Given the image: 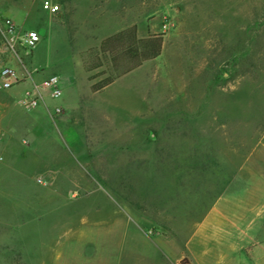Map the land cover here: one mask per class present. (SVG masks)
Here are the masks:
<instances>
[{"label":"rangeland","instance_id":"374dc122","mask_svg":"<svg viewBox=\"0 0 264 264\" xmlns=\"http://www.w3.org/2000/svg\"><path fill=\"white\" fill-rule=\"evenodd\" d=\"M52 1L35 48L0 46L13 70L72 81L53 104L79 100L21 96L0 129V264H205L207 248L215 264L226 215L264 264V0ZM131 26L162 34L160 56L91 92L102 69L82 57Z\"/></svg>","mask_w":264,"mask_h":264},{"label":"crops","instance_id":"0c3cea01","mask_svg":"<svg viewBox=\"0 0 264 264\" xmlns=\"http://www.w3.org/2000/svg\"><path fill=\"white\" fill-rule=\"evenodd\" d=\"M38 1V3H36ZM41 1L42 0H0V14L4 17L10 18L14 24L17 26V28L20 31H28V30H35L40 28L42 26V19L43 17H46L47 19L51 18V16L47 15L44 11L41 9ZM58 3L57 1H54ZM61 12V7H60ZM59 12V13H60ZM58 13V14H59ZM57 14V15H58ZM57 15L53 16L56 17ZM10 51L6 48V46H0V69L3 67H8V57L7 54ZM18 76L21 78V82L17 84L16 86L12 87L11 89L7 91H0V129L6 128L5 126L11 122L14 116V110L15 107H17L18 99L23 96V94L33 88L34 85H37L47 79L50 76H46L41 79H35L31 73L27 72L23 69H17L15 70ZM38 70L37 68L33 70L34 74H37ZM55 75V74H52ZM59 77V80L61 81V84L59 85L61 88V91H63L64 85L71 86L72 81L67 80L64 81L65 77ZM62 85V86H61ZM64 86V87H63ZM62 95V94H61ZM79 100V95L76 96L74 103L73 101L68 102L67 100H62L60 104H53V100L49 99L48 103L51 106H59L62 107L65 110H73L77 107ZM218 209H213L211 212H233L235 209L232 206H226V207H217ZM246 216L240 215L238 218L236 216L226 215V219L223 220V228L225 229L222 233L223 241L225 245L223 246V250H226V253H230L231 257H223L219 258L215 264H247V257H246V247L248 243V236H252L246 226ZM212 221H204L200 225V229L196 232V235L194 236L195 240L196 238H202L203 234L205 233V229L208 227L212 228ZM65 226V225H63ZM77 233V232H75ZM248 233L250 235H248ZM220 233L217 232L215 236H219ZM250 239V238H249ZM194 240V242H195ZM252 240V239H251ZM211 244H215L214 241L210 240ZM250 242V241H249ZM261 243V242H260ZM196 244V247H190V248H196L199 250V246H206V244ZM217 245V244H215ZM219 246V245H218ZM209 252V249L207 248L206 253H202L203 256H200L203 260L206 259L205 264H210V260L208 259L209 256H207V253ZM253 256L254 259L257 257H260L262 254V248H253ZM166 254V253H165ZM262 258V255H261Z\"/></svg>","mask_w":264,"mask_h":264},{"label":"trees","instance_id":"16d2710c","mask_svg":"<svg viewBox=\"0 0 264 264\" xmlns=\"http://www.w3.org/2000/svg\"><path fill=\"white\" fill-rule=\"evenodd\" d=\"M162 51V34L138 37L137 29L131 26L121 30L100 42L98 49L89 50L83 57V69L86 73L98 69L102 71L89 77L93 93H99L117 79L135 71L144 63L158 58Z\"/></svg>","mask_w":264,"mask_h":264},{"label":"built area","instance_id":"2783aa9c","mask_svg":"<svg viewBox=\"0 0 264 264\" xmlns=\"http://www.w3.org/2000/svg\"><path fill=\"white\" fill-rule=\"evenodd\" d=\"M41 9L47 15L53 17L60 12V5L52 0H42ZM0 36H2L10 50L16 55L15 46L32 50L39 43L41 36L38 31L28 30L20 31L14 22L7 17L0 14ZM27 53V52H26ZM21 82L15 70L10 67H3L0 69V91H7ZM48 92L51 99L56 100L61 97L62 91L59 86V77L51 75L41 83L34 85L33 88L23 95L19 104L24 108H34L40 101L43 92ZM54 112L60 113L61 108L56 107ZM37 183H41V179H36Z\"/></svg>","mask_w":264,"mask_h":264}]
</instances>
